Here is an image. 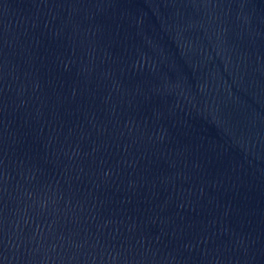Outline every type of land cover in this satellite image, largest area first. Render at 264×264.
<instances>
[{"label": "water", "instance_id": "1", "mask_svg": "<svg viewBox=\"0 0 264 264\" xmlns=\"http://www.w3.org/2000/svg\"><path fill=\"white\" fill-rule=\"evenodd\" d=\"M0 264H264V0H0Z\"/></svg>", "mask_w": 264, "mask_h": 264}]
</instances>
